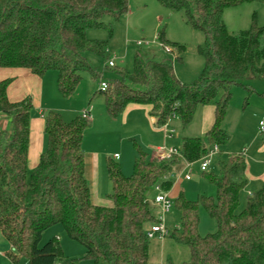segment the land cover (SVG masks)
Instances as JSON below:
<instances>
[{
	"label": "trees",
	"instance_id": "16d2710c",
	"mask_svg": "<svg viewBox=\"0 0 264 264\" xmlns=\"http://www.w3.org/2000/svg\"><path fill=\"white\" fill-rule=\"evenodd\" d=\"M203 36L196 51L203 59L200 76L190 84L174 75L173 61L135 57L132 72L104 66V77L93 71L85 53L107 58L103 42L90 41L86 33L103 26L105 16L118 20L128 12V0H0V69H23L41 78L56 74L61 97L69 98L81 75L104 81L98 92L106 113L116 118L129 105L146 106L155 128L172 118L188 126L197 108L212 106L214 121L201 137L183 138L178 155L159 159L155 152L136 148L130 176H123L112 159L105 163L111 191L109 205L95 206L85 179L82 138L90 121L80 115L64 123L56 112L43 115L45 148L29 170L32 103L30 97L10 102L7 88L12 79L0 81V233L11 247L10 259L28 264H77L67 261L56 239L39 246L42 233L59 225L66 236L85 250V257L105 264H149L147 231L158 222L153 205L154 188L167 192L173 173L185 164L200 161L214 146L228 144L222 123L232 101V90L252 93V83L264 81V28L253 15L250 26L232 34L222 16L232 7L252 0H156ZM160 45L180 60L184 47L157 35ZM247 101V97L244 99ZM264 134V133H263ZM116 160V157L114 158ZM215 188V196L195 202L176 198L179 227L169 238L187 247L185 264H264V183L249 193L236 213L239 193L248 185L246 160L232 154L218 163V174L201 172ZM215 222V232L198 235V207Z\"/></svg>",
	"mask_w": 264,
	"mask_h": 264
},
{
	"label": "rangeland",
	"instance_id": "374dc122",
	"mask_svg": "<svg viewBox=\"0 0 264 264\" xmlns=\"http://www.w3.org/2000/svg\"><path fill=\"white\" fill-rule=\"evenodd\" d=\"M253 7L255 6L239 5L226 9L224 16L227 18V31L231 32L234 29L235 34L238 33L239 31H236L235 28L242 21L246 23L248 21V26H250L253 15L259 17L260 22V19H263V10L253 9ZM102 24L101 28L88 30L86 37L90 41L105 43L108 59L91 53H85L84 56L93 71L102 73L103 78L111 76L109 72H104L107 60L115 58L117 67L132 72L135 57L142 61H161L166 57H171L174 75L184 84H190L200 76L203 59L198 55L196 48L203 42L202 34L188 27L180 13L170 12L159 5L156 0H128L126 15L118 20L105 16L102 18ZM161 31L164 32L167 41L184 47V51L180 54V60L175 59V52L169 54L161 49L165 48L159 44L157 39V35ZM137 43L141 44L137 45ZM41 81L44 85V91L40 95L42 102L33 109L32 116H35L39 110L43 112L42 115L52 111L58 113L64 123H70L79 116L84 108H90V114L94 121L89 123L91 127H87L83 134L82 150L87 156L95 152L101 157L104 171L100 197L102 201H109L108 195L111 191L105 169L107 159H112L118 164L122 175L127 177L132 173L136 148L149 154L154 153L157 148L164 150L173 148L178 151L182 138L202 136L197 131V120L194 122L192 120L193 124L191 122L184 128L177 118H172L164 128L155 129L146 118V114L144 116L143 109L134 110L135 112H131L126 118H121V115L110 118L106 113L103 98L98 93L99 81L93 80L88 73L81 75L77 89L69 98L60 96L55 72H46ZM47 92L50 95L49 98H45ZM246 97L247 101L245 102ZM252 102L242 88H233L232 101L222 123V129L228 135L229 141L227 145L218 149V154L208 159L209 165L205 174L217 175L218 163L225 161L232 154H242L249 165L253 160L259 159L264 162V154L260 155L258 152L263 140L260 138L259 131L257 134L253 132L254 105L257 100L253 98ZM140 114L143 115L146 123L140 119ZM166 132L170 138L164 140ZM246 154L250 155L252 161ZM114 156H117L116 160H114ZM199 167L200 161L189 164L188 167L185 164L181 170L173 173L172 186L165 192L173 204L169 212L162 217L163 226L168 234L163 239L149 240V264H185L189 261L190 255L187 247L173 242L169 238V234L177 229L180 223V213L174 205L176 198L182 196L187 201L195 202L200 197L214 198L215 196L214 186L201 173ZM255 168L252 164V173ZM185 175L190 176L189 181L184 180ZM247 195L246 189L239 193V205L236 213L244 208ZM215 229V222L203 207L199 206L198 235L204 237L214 233ZM50 239H56L63 258L67 261L76 260L77 264H105L103 260L94 263L86 259L84 248L70 240L59 225L52 226L42 233L39 246ZM164 239L166 243L162 247L161 241ZM20 261L27 263L25 259H20Z\"/></svg>",
	"mask_w": 264,
	"mask_h": 264
},
{
	"label": "crops",
	"instance_id": "0c3cea01",
	"mask_svg": "<svg viewBox=\"0 0 264 264\" xmlns=\"http://www.w3.org/2000/svg\"><path fill=\"white\" fill-rule=\"evenodd\" d=\"M245 5L255 6L253 7V9L263 10L262 14H264V0H252L250 2L242 4V6H245ZM256 18H257V21H256L257 24L259 26L264 27V15H263V19L262 18L260 19V22H259V17H256ZM222 19L225 24V27H227V18L224 16V12H223ZM248 27H249L248 21L247 23L245 21H242L239 24V26H237V28L235 29L236 31H242V30H246ZM230 33L235 34L234 29ZM4 79H12V82L10 83L6 91L7 98L10 102H18L28 96L31 98L33 109L38 107L40 102H42L40 101V98H41L40 95L42 94L41 92L44 91V85H43V82L41 81L42 77L38 78L30 74L27 70H23V69H0V81ZM252 88H253L252 93L248 97L251 98V102L253 98L254 100H257V103L255 102V105H254L255 112L253 114V117H254L253 132L257 134L258 124L261 121V119L264 118V81L253 82ZM49 96L50 95L47 92V96H45V98H49ZM139 109H143L144 116L146 114V118L149 120V122L153 126V120L152 118L148 116V108L146 106L129 105L125 108V110L121 114V118H126L131 114V112H135L134 110H139ZM42 114L43 112L39 110L35 116H32L31 121H30L29 147H28V155H27V166L29 170L33 169L36 166L38 157L45 148V137L43 134V115ZM90 117H91L90 122L93 123L94 118H92L91 114H90ZM139 117L141 120H143L146 123L145 119H143V115L140 114ZM194 120H197L196 122H197L198 133L200 135H203L205 132H207L211 128L213 124L214 108L212 106H203V107L197 108L194 118H193V122ZM153 128L155 127L153 126ZM155 129H159V128H155ZM259 135L263 141H262V145H260V147L258 148V152L260 155H263L264 154V134L259 133ZM167 136H168V133L166 132L164 140L170 138ZM180 146H181V143H180ZM246 155L247 157H249L248 159L250 160L251 159L250 155L249 156L248 154ZM116 159H117V156H116ZM261 161L262 160H259V159L253 160L252 163L250 162V165L247 164L246 162V177L248 180V185L245 189L247 190V194L253 193L254 191L258 190L261 187L262 183H264V162L263 161L261 162ZM84 163H85V179L89 187L90 199H91L92 204L95 206L109 205L110 204L109 201L108 202L102 201L100 198L101 190L103 187L102 185L103 177H104L103 163H102L100 155L96 154L95 152H93L89 156H87V154L86 155L84 154ZM252 164L256 167L253 173L251 169ZM165 243H166L165 239L161 241L162 247H164ZM11 251L12 250H11L10 245L7 243V241L4 239V237L0 233V264H28L26 262L23 263L22 261H20V259H23V258H18L17 262L14 263L9 257V253ZM148 254H149V251H148Z\"/></svg>",
	"mask_w": 264,
	"mask_h": 264
},
{
	"label": "built area",
	"instance_id": "2783aa9c",
	"mask_svg": "<svg viewBox=\"0 0 264 264\" xmlns=\"http://www.w3.org/2000/svg\"><path fill=\"white\" fill-rule=\"evenodd\" d=\"M141 43H137V45H140ZM162 50L169 52V48L167 49V47H165L164 49L161 48ZM106 67L109 68H113L115 66V58L111 59V60H107L106 64L104 65ZM107 88V85L104 81H99V85H98V92H104ZM80 117L84 120L90 121L91 117H90V108L85 109L83 111L80 112ZM258 131L260 134L264 133V118L261 119V121L258 124ZM169 137V136H168ZM155 154L156 156L161 159H167L172 155H178V152L173 150V149H168V150H164L161 148H157L155 150ZM218 154V148L216 146H214L201 160H200V167L199 170L201 172H205L208 165H209V158L213 155ZM116 157V156H115ZM189 164H186V167H188ZM184 180L185 181H189L190 180V176L189 175H185L184 176ZM155 191V196L153 198V205L157 208L158 210V222L155 225H152L148 231H147V237L148 239H153V238H158V239H163L168 232L166 231L165 227L163 226L164 220H163V215L166 214L167 212H169V210L172 207V201L168 198V196L166 195V193L164 191H162V189L159 186H155L154 188Z\"/></svg>",
	"mask_w": 264,
	"mask_h": 264
}]
</instances>
